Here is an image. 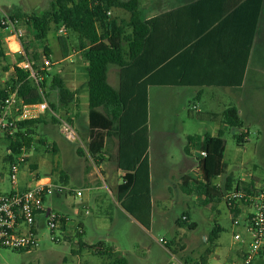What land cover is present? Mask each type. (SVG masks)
I'll return each mask as SVG.
<instances>
[{
    "label": "rangeland",
    "instance_id": "374dc122",
    "mask_svg": "<svg viewBox=\"0 0 264 264\" xmlns=\"http://www.w3.org/2000/svg\"><path fill=\"white\" fill-rule=\"evenodd\" d=\"M34 1L38 4L37 9L30 10L27 14L47 10L51 0ZM7 4V1L0 0V18L7 14ZM108 12L110 19L114 18L121 24L128 20V14L123 10L112 8ZM16 28L21 29L20 43L27 46L29 58L35 51L39 54L37 67L41 66L45 58L57 61L62 59L64 52V56H69L64 61L51 65L47 75L43 76L45 83L42 94L49 109L38 117L43 121L27 131L26 141L29 145L22 142L21 148L26 160L20 166L17 183V188L23 189L33 179L48 176L54 184H63L67 190L59 195L54 193L46 199L45 205L61 215H67L69 224L63 225V231H55L54 234L60 240L54 241L50 239L51 232L39 217L36 247L30 251L0 248V264H112L115 258L120 257L126 258L128 264H174V257L186 262L184 258L191 257V253L196 258L207 255V249L218 251V262L230 264L228 257L232 255L235 259L233 252L240 246V243L233 240L232 233L241 229L232 226L225 203L217 202L214 210L203 208L198 205L199 200L194 192L182 194L178 200V192L171 185L175 180L174 172L159 167V161H163L173 169L174 164L180 163L182 152L175 138H163L159 132L175 133L176 138L186 144L187 139L183 133L193 129L192 114L196 111L191 104L196 100H191L186 94L168 93L159 89L151 91L146 114L150 138L153 225L150 230L142 226L143 229L138 227L137 220L129 213L126 216L121 214L115 197L113 199L109 191L112 186L105 177L106 173H103L106 169L95 170V162L87 151L90 114L86 86L87 63L77 35L61 26L51 25L46 41L38 42L33 39L32 27L24 20L19 21ZM125 31L130 32V28L125 27ZM46 43L53 52L52 57L43 54V45ZM12 47L16 48L14 43ZM1 48L3 55L0 56V86L9 87L13 68L24 60V56L10 52L4 41ZM116 66L108 65L107 80L112 86H116ZM54 75L67 83L76 77L78 96L67 106L58 102L56 91L50 88ZM250 95H253L250 100H254V103L244 100L242 105L237 106L238 110L244 109V114L240 115L242 125L228 126L223 134V160L226 168L224 173L212 180L213 185L227 175L236 180H255V183L264 180V89L259 90V93L255 89ZM50 103L55 105L54 109L50 107ZM52 117L57 121H53ZM60 120L74 127L78 136L76 140L70 142L64 138L60 132ZM22 132L26 135L25 131ZM242 133H247L248 140L238 143L235 137ZM199 148L196 144L194 150ZM8 149L9 140L0 137V190L4 193L14 189L8 179V166L11 161ZM79 149L82 153H79ZM162 186L165 192L163 198L159 199L154 187L161 189ZM76 190H80L82 195L76 196ZM159 210L165 213L164 217ZM184 212L189 213V219L180 226L176 225V220L181 219ZM79 221L83 223L84 234L79 232ZM190 223L195 226L189 228ZM217 228L220 230L216 236L206 241V237L212 236ZM160 238L168 242L166 247L158 242ZM92 244L95 245L87 246ZM107 252L110 254H106ZM254 264H264V256L257 257Z\"/></svg>",
    "mask_w": 264,
    "mask_h": 264
},
{
    "label": "crops",
    "instance_id": "0c3cea01",
    "mask_svg": "<svg viewBox=\"0 0 264 264\" xmlns=\"http://www.w3.org/2000/svg\"><path fill=\"white\" fill-rule=\"evenodd\" d=\"M5 1L8 3V9L16 6L26 13L30 10H36L38 6L34 0ZM263 3L264 0H259V2L258 0H140V13L143 20L148 22V30L144 36L142 50V71L134 76L133 73L136 72L131 63L124 69L116 66L114 76L116 86H111L115 89L119 87L120 75L123 70H126V81L133 83V86L141 85L145 88L147 106L151 91L154 89L168 91V93L186 94L191 100H196L191 104L196 111L195 114H192L193 129L184 131L183 135L186 136V139L189 136H198L200 137L198 142L189 143L187 141L186 144H183L180 138H176L175 133L159 132V135H162L163 138H175L176 143L181 146V161L179 164H174L173 169H170L169 165L163 163V161L161 163L159 161V167L163 170L168 169L174 172L175 180L171 185H173L175 192H178V200H180L182 194H192L194 192L199 200V206L214 210L216 203L223 201L222 195L216 196L215 190L223 194L227 190L222 189L227 186L232 188L237 183L243 185L255 183V180H236L233 176L227 175L218 184L213 185L211 182L210 189H205L202 194L195 191L196 183L202 181L199 161L203 159L200 156V152L204 151L202 146L203 137L206 135L210 137L221 136L224 144L222 164L225 171L223 134L228 125L224 122L223 112L227 107H235L240 118V115L244 114V109L238 110L237 106L242 105L244 100L254 103V100H250L253 99V95H250L251 92L256 89L259 93V90L264 89ZM52 53L51 50V57ZM64 53L62 59L52 61V65L69 57L66 54L64 56ZM73 74H75V70ZM75 78L73 77L68 83L64 82L69 90L75 92L74 100L78 96ZM246 111L248 112L247 109ZM146 126H148V118ZM242 134L244 138L240 142L247 141V133ZM147 141L148 146L145 156L148 160V228L150 230L153 220L150 196L151 159L149 156L150 138L148 127ZM117 143V138L113 136L105 137L102 148L103 161L98 166L94 164L95 170L106 169L103 170V173H106L105 177L111 182L112 189H109V191L113 199L116 195L117 186L122 182V176L124 175V172L118 169L116 165ZM196 144L200 146L199 150H194ZM98 173L100 172L98 171ZM154 190L157 197L162 199L165 192L164 186L161 189L154 187ZM131 199L126 197V203L130 206L133 203ZM115 203L121 214L126 216L128 213L124 212L116 201ZM159 212L164 217L165 213L160 210ZM85 213H87V210H85ZM63 215L68 218L67 215ZM140 216L146 219L144 213ZM183 216L186 217V220L189 219L188 212L182 213L181 219ZM177 220L176 225L180 226ZM186 220L182 219V221ZM136 223H138V227H144L138 221ZM79 224L81 226L79 232L84 234L83 223L79 221ZM194 226V223H190L189 228ZM217 230H220V228H217ZM215 236L206 237V241H210L211 237ZM93 245L95 244L87 246L92 247ZM245 249L246 245L240 244L233 252L237 259H234L231 255L228 257V262L238 264L241 261L242 264V253ZM262 256H264V249L257 257ZM219 257L220 254L217 250L207 249V255L205 256L196 258L191 253V257H185L184 260L189 264H223L217 261ZM256 258L251 264H254Z\"/></svg>",
    "mask_w": 264,
    "mask_h": 264
},
{
    "label": "trees",
    "instance_id": "16d2710c",
    "mask_svg": "<svg viewBox=\"0 0 264 264\" xmlns=\"http://www.w3.org/2000/svg\"><path fill=\"white\" fill-rule=\"evenodd\" d=\"M139 5L140 0H51L47 10L27 14L14 6L8 9L7 15L11 20H24L29 24L32 27L33 39L38 42L46 41L51 25L61 26L77 35L87 63L86 86L90 110L87 151L95 164L100 165V161L104 158L102 153L104 138L110 136L117 138L116 165L124 175L122 182L117 186L115 199L123 210L148 228L149 175L148 160L145 156L148 146L146 90L141 85L133 86V83L126 81V70L120 75L117 89L107 81L110 64L124 69L131 63L136 72L133 73L134 76L142 71V50L148 22L143 20ZM112 8L127 12L128 20L121 24L114 18L110 19L107 12ZM125 27L130 28V32H126ZM1 28L3 26L0 25V30ZM2 41L0 39V56L3 55ZM22 48L24 55L33 62L35 68H38L36 61L39 54L35 51L29 58L27 46L22 44ZM43 54L46 57L51 54L47 44L43 45ZM40 73L43 76L47 75L46 71ZM44 83V77L36 83L28 71L14 66L11 85L0 86V105L11 92H15L25 104L40 102L43 99ZM50 88L56 91L57 100L61 105L67 106L73 102L75 92L69 90L58 75L52 77ZM50 107L54 109L55 105L50 103ZM223 119L230 127L242 125L235 107H227L223 112ZM52 120L57 121L55 117H52ZM42 121L37 118L18 123L20 132L16 134V138L7 139L9 149L12 151L9 155L10 160L13 159V154L21 151L23 143L29 145L26 141L27 131ZM22 131H25L26 135ZM243 136L240 134L235 137L238 143ZM199 139L198 136H189L187 141L195 143ZM202 143L206 155L199 161L202 181L196 183L195 191L198 194H202L207 188L210 189L212 180L224 171L222 164L224 144L221 136L206 135ZM79 153H82L81 149ZM240 185L243 184L237 183L235 187ZM229 189L231 186L222 190ZM214 193L216 196L222 195L217 190ZM126 197L132 198V206L126 203ZM143 213L146 219L140 216ZM182 222V219L177 220L179 224ZM217 232L219 230L216 229L211 235L215 236ZM112 264H128V262L126 258L120 257L115 258Z\"/></svg>",
    "mask_w": 264,
    "mask_h": 264
},
{
    "label": "built area",
    "instance_id": "2783aa9c",
    "mask_svg": "<svg viewBox=\"0 0 264 264\" xmlns=\"http://www.w3.org/2000/svg\"><path fill=\"white\" fill-rule=\"evenodd\" d=\"M18 22L19 19L11 20L7 14L0 18V25L3 26L0 30V39L6 43L10 52L21 53L24 56L19 68L28 71L30 77L37 83L43 78L40 72H47L53 63L49 58H45L41 66L38 68L33 66V62L22 50L21 29L16 28ZM13 43L16 48L12 47ZM47 109L49 105L45 99L25 104L15 92L9 93L0 105V137L14 140L16 134L20 132L19 122L37 119ZM60 132L67 141L72 142L78 138L74 127L64 120H60ZM8 154H12L10 149ZM205 155V151L200 152L201 157ZM25 160L23 148L19 153L13 154L8 166V179L14 189L8 193L0 190V248L30 251L36 247L39 217L51 232L50 239L59 241L60 237L54 233L57 230L63 231V225L69 221L66 216L45 205L46 199L54 193L61 194L67 190L63 184H54L45 176L33 179L32 183L23 189L17 188L20 166ZM75 195L81 196L82 193L76 190ZM222 199L228 209L232 226L241 229L234 230L236 232L233 233V239L246 245L242 253V264H251L264 249V180L234 186L222 194ZM182 219L186 220V217L183 216ZM158 242L163 247L168 245L163 238ZM174 260V264H187L175 257Z\"/></svg>",
    "mask_w": 264,
    "mask_h": 264
}]
</instances>
